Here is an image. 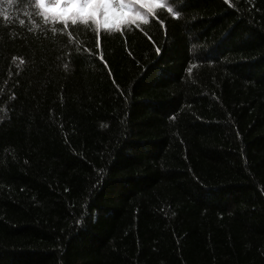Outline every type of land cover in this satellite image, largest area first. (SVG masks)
Segmentation results:
<instances>
[{"label": "trees", "instance_id": "obj_1", "mask_svg": "<svg viewBox=\"0 0 264 264\" xmlns=\"http://www.w3.org/2000/svg\"><path fill=\"white\" fill-rule=\"evenodd\" d=\"M143 2L0 0V264H264V0Z\"/></svg>", "mask_w": 264, "mask_h": 264}, {"label": "snow or ice", "instance_id": "obj_2", "mask_svg": "<svg viewBox=\"0 0 264 264\" xmlns=\"http://www.w3.org/2000/svg\"><path fill=\"white\" fill-rule=\"evenodd\" d=\"M78 7L84 6V0H75ZM230 0H223L224 4H229ZM141 3H144L143 0H109V7L114 11H126L129 13V15L137 16L138 21H142L144 18L139 13L134 11L135 5H140ZM153 5L148 4L147 8L149 11H151ZM169 11L174 13L175 15H179L178 10H174L173 8L169 7ZM106 126V125H103Z\"/></svg>", "mask_w": 264, "mask_h": 264}, {"label": "rangeland", "instance_id": "obj_3", "mask_svg": "<svg viewBox=\"0 0 264 264\" xmlns=\"http://www.w3.org/2000/svg\"><path fill=\"white\" fill-rule=\"evenodd\" d=\"M96 9V8H95Z\"/></svg>", "mask_w": 264, "mask_h": 264}]
</instances>
